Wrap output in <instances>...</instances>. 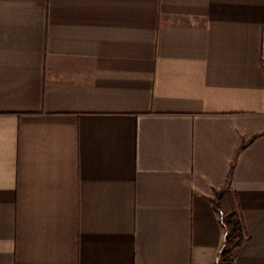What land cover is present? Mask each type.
<instances>
[{
    "label": "crops",
    "instance_id": "1",
    "mask_svg": "<svg viewBox=\"0 0 264 264\" xmlns=\"http://www.w3.org/2000/svg\"><path fill=\"white\" fill-rule=\"evenodd\" d=\"M264 264V0H0V264Z\"/></svg>",
    "mask_w": 264,
    "mask_h": 264
},
{
    "label": "trees",
    "instance_id": "2",
    "mask_svg": "<svg viewBox=\"0 0 264 264\" xmlns=\"http://www.w3.org/2000/svg\"><path fill=\"white\" fill-rule=\"evenodd\" d=\"M227 228V237L225 240V249L221 256L229 264H233V248L241 245L247 239V234L239 213H230L225 220Z\"/></svg>",
    "mask_w": 264,
    "mask_h": 264
}]
</instances>
